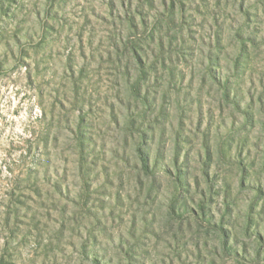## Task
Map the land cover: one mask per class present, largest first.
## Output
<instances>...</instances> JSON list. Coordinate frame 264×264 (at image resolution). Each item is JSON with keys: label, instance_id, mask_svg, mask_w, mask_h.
Wrapping results in <instances>:
<instances>
[{"label": "rangeland", "instance_id": "1", "mask_svg": "<svg viewBox=\"0 0 264 264\" xmlns=\"http://www.w3.org/2000/svg\"><path fill=\"white\" fill-rule=\"evenodd\" d=\"M0 264H264V0H0Z\"/></svg>", "mask_w": 264, "mask_h": 264}]
</instances>
